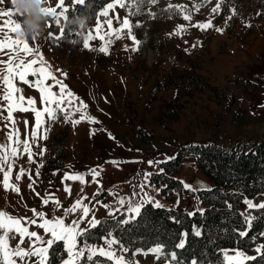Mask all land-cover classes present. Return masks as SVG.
Returning a JSON list of instances; mask_svg holds the SVG:
<instances>
[{"label": "rangeland", "instance_id": "1", "mask_svg": "<svg viewBox=\"0 0 264 264\" xmlns=\"http://www.w3.org/2000/svg\"><path fill=\"white\" fill-rule=\"evenodd\" d=\"M57 2L49 0L48 7ZM109 2L112 0L106 4ZM217 2L210 0L199 11L194 5L201 0H158L155 4L141 5L139 12L131 3L128 8L117 6L110 13L113 27H120L116 17L120 21L127 17L133 25H139L132 29L139 44L129 38L125 29L119 39L113 37L108 54L98 51L102 43L99 39L89 41L88 49L83 46L84 37L96 34V18L80 32L75 31L76 39L69 34L59 43L49 39V33L59 35L61 28H66L65 21L61 19L56 24L50 19L44 35L39 40H29V46L40 49L57 78L86 102L87 113L98 123L83 121L74 126L71 121L65 123L60 119L47 124L45 117L50 129L47 139L38 140L32 149L37 153L44 149L43 155L34 157L36 164H29L25 156L15 169L18 171L20 166L30 169L32 180L25 175L16 182L20 195L0 187V210L14 216H31V209L35 208L48 216H60L62 210H55L51 204L43 207L41 201L52 194L67 208L85 196L84 202L91 209L88 219L122 215L123 221H128L137 215L128 212L127 202L121 206L118 199L124 197L126 201L139 203L147 193L164 208L179 205L187 213L202 211L204 205L195 197L196 193L212 185L197 167L196 157L181 158L174 177L180 183L183 181L184 191L177 195L175 188L164 193L163 183L153 180L161 171L160 164L171 161L169 157L189 146L213 144L231 148L264 140V0H224L219 14H214L212 8ZM170 4L186 6L191 21L166 11ZM0 8L13 9L9 0H0ZM229 16L232 18L228 19ZM209 20L212 27L207 30L193 26ZM177 26H183L184 31L172 35ZM104 28L109 30L107 24ZM73 40L77 42L72 43ZM0 59L6 56L0 54ZM57 69L67 74L66 80ZM18 86L25 97L37 100L39 108V92L22 83ZM79 115L73 118L79 119ZM14 118L21 138L30 135L34 114L14 113ZM25 120L30 122L27 132ZM8 130L0 123V143L6 141ZM248 148L249 145L245 147ZM108 161L126 162L116 166ZM148 161L160 163L149 165ZM90 169H103L97 177L99 183L92 182ZM66 173L85 174V184L63 181ZM144 173L152 175L146 180ZM30 183L32 189L28 187ZM65 184L70 186L71 195L64 191ZM184 184L190 185V189ZM252 201L264 202V195ZM247 210L245 204L243 212L247 214ZM71 219H77V215L69 217V222ZM81 227L89 225L83 222ZM31 230L43 235L41 229ZM102 244L103 239L97 243ZM235 249L223 250L231 254ZM133 259L138 264H169L171 257L161 256L158 260L152 254H138ZM57 264H61L60 259Z\"/></svg>", "mask_w": 264, "mask_h": 264}, {"label": "snow or ice", "instance_id": "2", "mask_svg": "<svg viewBox=\"0 0 264 264\" xmlns=\"http://www.w3.org/2000/svg\"><path fill=\"white\" fill-rule=\"evenodd\" d=\"M158 0H112L102 6V8L95 13L96 26L95 35L91 33L83 38V46L88 49L90 47L89 41L99 39L102 41L98 51L103 54H108V49L115 39H119L124 30H127V35L137 45L139 41L135 40L132 35L133 25L130 20L125 17L120 21L116 17L117 23L120 27H113V19L110 13L118 6L120 8H128L129 4H133L137 12L140 6L145 3L155 4ZM210 0H201V3L195 4V10L199 11ZM87 0H58L53 7H46L42 11L44 14L52 19L56 24H59L61 19L69 21V13L77 10L78 6H86ZM224 0H218L215 7L212 8V13L219 14ZM166 11L178 13L186 21H191V12L183 5H169ZM233 15L235 10L233 9ZM136 13H129L134 15ZM17 14L14 10H6L0 8V54L6 56V59H0V123H3L6 128H9L6 133V141L0 143V187L5 192H13L20 195V188L16 182L21 181L25 175H28L29 180H32L30 169L23 166L15 171L17 162L23 157H27L29 164H36L34 157L36 155H43L45 151L42 149L39 153L33 152V145L37 144L40 139H47V132L50 130L47 124H54L58 120L63 119L65 123L71 121L72 124L78 125L83 121L89 123H98V121L87 113L88 105L85 101L77 97L67 86L64 80H60L55 75L52 66L49 65L44 56L41 54L38 47H30L29 40L21 38L20 35V19H17ZM232 17L229 16L228 19ZM108 25V31H105L104 25ZM198 27L201 31L212 27L211 20L207 23H199L193 25ZM250 26V25H249ZM82 27V26H81ZM184 31L183 26H177V30L172 35H179ZM222 31V29H217ZM69 30L62 27L60 34L53 36L49 33V39H55L58 43L65 40L69 35ZM34 39V38H33ZM76 43L77 41H71ZM127 50V48H125ZM137 50L136 48L132 49ZM60 71L61 75L67 78V74ZM27 85L39 92V105L37 107V100L32 97H25L22 88L19 84ZM58 88V91H54ZM33 113L35 118L34 125L31 126L30 135L21 138V131L16 126L17 121L14 118V113ZM6 113V114H5ZM79 113V119L73 117ZM46 117V122H45ZM25 125V132L29 129V121H23ZM9 125L11 127H9ZM43 131V135H41ZM111 137V134H109ZM114 138V137H111ZM168 159H174L169 157ZM126 161H108L113 165L118 166L120 163ZM149 165L160 163L159 161H148ZM37 166L36 175L39 176V169ZM97 169H90L88 175H91L93 183H99L97 177L100 172ZM15 171L14 179L13 173ZM55 174V173H54ZM152 173H144L147 180ZM79 181L82 185L85 184V174L73 173L64 175L63 181ZM62 181V183H63ZM34 183V181H33ZM183 183V181H181ZM32 189L33 184L28 185ZM143 191L144 185H141ZM185 188L190 189V185L184 184ZM64 191L71 195V188L69 185H64ZM83 191V189H81ZM159 191V189H157ZM99 193H97L98 195ZM137 193H133L136 196ZM87 197L81 196L67 208H63L62 202L54 195L49 194L46 199L41 201L43 207L50 204L54 205L55 210H62L63 214L60 216H48L45 212L39 211L35 208L31 209L32 215L14 216L6 210H0V264H52V255L57 244L62 245L63 255H61V264H138L135 257L138 254L147 256L154 255L158 260L161 256L167 257L170 255L169 264H180L177 253L175 251L170 254L165 253L162 245H157L153 248L147 249H129L120 240L116 239L112 233L102 237L103 244L97 245L90 243V235L92 229L96 228L101 222L94 217L88 219L91 209L85 204ZM121 206L126 202L128 204L127 211L140 215L141 208L145 204H153L156 208L164 207L159 201H154L152 197L144 193L143 197L136 203L134 200H127L120 197L117 201ZM244 203L248 210L260 209L264 210V202L259 204L253 203L252 200L245 199ZM105 208L109 205H103ZM73 214L77 215V219L69 217ZM193 213H190L192 215ZM244 217V223L247 225L246 230L239 231V238H247L251 231L252 220L255 219L250 212L241 213ZM83 222H87L88 228L81 227ZM124 223H128L127 220ZM33 227L43 230V235L37 231L31 230ZM199 231L195 235L199 236ZM264 235V234H262ZM187 233L183 234V239L177 244L176 248H184L187 240ZM252 241L256 242V237H251ZM13 241L16 243L13 245ZM27 243V247L24 245ZM257 255L264 256V244H259L253 249ZM222 259H219V264H246L248 261L255 260V256H248L239 249L222 250L220 253ZM192 264H197L193 261Z\"/></svg>", "mask_w": 264, "mask_h": 264}, {"label": "trees", "instance_id": "3", "mask_svg": "<svg viewBox=\"0 0 264 264\" xmlns=\"http://www.w3.org/2000/svg\"><path fill=\"white\" fill-rule=\"evenodd\" d=\"M107 1L87 0L86 6H78L77 10L69 13L65 27L73 38L76 39L77 32L83 28L71 25L70 21L79 15H86L87 25L90 24L95 18L94 14ZM248 145L249 148L245 149ZM186 155L196 157L197 167L212 185L210 189L196 193L195 197L204 205L202 211H194L190 215L179 205L156 208L145 204L140 215L128 220V223H124L122 215L100 219L101 223L89 233V242L97 244L102 237L112 233L132 250L139 248L146 251L162 245L165 253H177L180 264H192L193 261H197V264H219L223 249L237 248L256 257L246 264H264V256L257 255L253 250L259 244H264V210L246 211L255 219L252 220L249 236L238 237V232L247 228L241 216L244 213V200L256 201L264 195V140L245 143L241 147L237 144L231 148L200 144L181 149L174 159L160 164L161 171L153 177L156 183H163L164 193L169 188H175L176 195L184 191L174 176L180 168L181 158ZM167 196L172 197L168 192ZM196 231L201 234L195 235ZM184 233L188 234L185 247L176 248ZM251 237L257 238L255 243ZM61 255L62 245L57 244L52 264H57ZM167 257L170 258V255ZM129 258L133 259L130 254Z\"/></svg>", "mask_w": 264, "mask_h": 264}, {"label": "clouds", "instance_id": "4", "mask_svg": "<svg viewBox=\"0 0 264 264\" xmlns=\"http://www.w3.org/2000/svg\"><path fill=\"white\" fill-rule=\"evenodd\" d=\"M9 3L20 18L21 38L39 40L44 35L51 19L42 11L48 7L49 0H9ZM87 20L88 17L86 15H79L73 18L70 24L78 28H86Z\"/></svg>", "mask_w": 264, "mask_h": 264}]
</instances>
